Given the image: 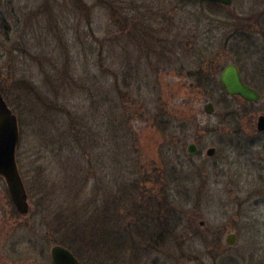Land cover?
I'll return each instance as SVG.
<instances>
[{
    "label": "rangeland",
    "instance_id": "obj_1",
    "mask_svg": "<svg viewBox=\"0 0 264 264\" xmlns=\"http://www.w3.org/2000/svg\"><path fill=\"white\" fill-rule=\"evenodd\" d=\"M250 3L236 0L233 19ZM228 11L200 0H0V88L18 117L30 203L19 214L0 178L8 264H51L56 244L83 264L264 263V135L241 126L246 111L264 113V91L248 109L219 74L197 75L216 56L242 71L264 64L263 49L244 54ZM159 173L164 189H146Z\"/></svg>",
    "mask_w": 264,
    "mask_h": 264
},
{
    "label": "flooded vegetation",
    "instance_id": "obj_2",
    "mask_svg": "<svg viewBox=\"0 0 264 264\" xmlns=\"http://www.w3.org/2000/svg\"><path fill=\"white\" fill-rule=\"evenodd\" d=\"M252 3H250V6L247 7L246 9L241 10V19L236 20L233 19L236 17V14L234 13L235 11H232L231 13V9L233 8V6L235 5L236 0H232V3L229 6H224L221 4H217V3H213L211 2V6L213 7H219V8H224L227 11H230V19H232V21L234 22V26L236 27L235 30H237L238 32H240L242 40L244 42V54L248 57L254 58V54L255 52H260L262 51V49L264 50V48L261 46V42H264V0H258V2L254 3V0H250ZM228 11V12H229ZM152 18H155L154 16H152ZM146 22L149 20L147 16H145ZM213 27L215 28L216 25H213ZM239 27V28H238ZM213 30V29H211ZM208 31V33H212V31ZM232 37L236 36V33L234 35H231ZM195 37L192 38L191 40H188V42H191L192 40L194 41ZM174 40H176L175 45L178 44V42H180L179 44H182V38L181 37H175ZM185 40V39H184ZM183 54V53H182ZM198 55H202V53H198ZM201 60H205V58H201ZM252 60V59H250ZM202 62V61H201ZM180 64V63H178ZM203 71H201L200 69H198V74L201 75H205L208 71H210V75L216 77L219 74V80H220V76L221 73L224 71V69L230 65H235L240 73V78L241 81L244 85H246L247 87H249L250 89L256 91L257 93L260 94L261 96V100L259 102H249L246 101L240 97H234L237 98L241 101V103H243V105L245 107H247L248 109H252V107L257 106L259 103H261V101L263 100V95L261 93V91H264V64H259L258 62L252 63V67H250V69L247 71H242V69L236 65L234 62L233 63H227V59L224 56L222 57H212L207 59L206 63L202 62L201 63ZM206 68V69H204ZM182 69V68H181ZM180 69V70H181ZM196 74V73H195ZM201 78H199V82H201L200 80ZM205 77L202 79L203 81ZM221 83V80H220ZM204 85H208L207 82L203 83ZM202 84V85H203ZM221 85L223 86V84L221 83ZM191 87H194V83H192L190 85ZM224 90L225 87L223 86ZM226 91V90H225ZM249 111V110H248ZM246 111V117L242 118L241 121V126H242V130L246 131V136H250L252 138H258V136L260 135H264V131L259 132L258 130V120L261 116H264V113H256V114H251V118H247L248 114L250 112ZM175 129H177V134L174 135L173 138H175L176 140H180L181 139V133L179 128H166L167 131H174ZM190 144H195V143H190ZM189 144V145H190ZM188 146V145H187ZM197 146V145H196ZM198 147V146H197ZM188 152V151H187ZM198 153V152H197ZM189 154V153H188ZM195 156V155H194ZM165 174L159 173L158 175L156 174H151L149 178H146L145 180V187L148 190H153V189H164V185L165 183ZM161 193V192H160ZM149 198H151V196L148 195ZM22 215V214H21ZM5 221L0 219V264H8L7 262V255L4 252V247L7 243V237H8V230H7V224L4 223ZM163 227L159 230H157L156 235H155V243H156V247L157 245L162 246L165 244V238H167L164 230H162ZM55 246H62L65 249L69 250L72 255H74V257L79 261L80 264H83L78 256L67 247V245L64 244H56L53 245V247L51 248L50 251V263L54 264L53 259H52V249ZM21 264H26L25 262H22ZM264 264V263H261Z\"/></svg>",
    "mask_w": 264,
    "mask_h": 264
},
{
    "label": "water",
    "instance_id": "obj_3",
    "mask_svg": "<svg viewBox=\"0 0 264 264\" xmlns=\"http://www.w3.org/2000/svg\"><path fill=\"white\" fill-rule=\"evenodd\" d=\"M204 2H214L224 6H229L232 0H200ZM221 83L226 92L232 97H240L249 102H259L261 96L256 91L244 85L240 78V73L235 65H230L224 69L220 76ZM205 111L209 115L216 112L215 105L209 102L205 105ZM258 130L264 131V116L259 118ZM20 129L18 117L8 106L0 89V178H3L8 187L11 199L17 211L26 215L30 211L28 193L20 174L17 163V149L20 144ZM187 151L194 156L198 152L195 144L188 145ZM217 153L216 148L207 150L208 157H214ZM204 225V223H202ZM237 235L230 233L226 238L228 246H235ZM52 259L54 264H80L72 253L62 246H55L52 249ZM187 264H198L190 262Z\"/></svg>",
    "mask_w": 264,
    "mask_h": 264
}]
</instances>
